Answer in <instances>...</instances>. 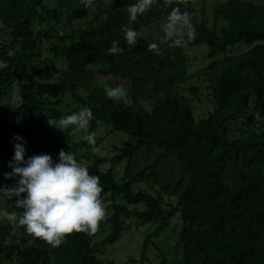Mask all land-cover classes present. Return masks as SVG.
Wrapping results in <instances>:
<instances>
[{
    "label": "trees",
    "instance_id": "obj_1",
    "mask_svg": "<svg viewBox=\"0 0 264 264\" xmlns=\"http://www.w3.org/2000/svg\"><path fill=\"white\" fill-rule=\"evenodd\" d=\"M98 0H92L94 5ZM131 0H115L112 9L128 6ZM165 15L171 10L163 7V0L154 3ZM85 8L81 0H55L54 6L48 9L42 0H0V23L8 30L10 39L16 44L15 50L8 54L0 47V96L4 87L10 82L17 86L20 104L11 110V117L23 122L21 129L5 121L0 114V182L1 186H12L14 179L5 180L3 174L11 172L9 163L14 156L13 137L20 136L27 141L25 159L32 155L49 154L53 160L58 159L61 149L71 151L80 148L83 143L72 140L73 130L64 132L49 126L47 119L58 120L61 114L51 111L40 114L41 95H54L67 91L76 100V111L89 107L94 119L90 122L89 131L97 123L109 125L123 132L127 140L112 161L128 158L140 147L161 149V156L175 149L191 148L198 157L187 163V168H198L205 179H215L224 175L226 168L235 166L236 179L230 183L217 181V194H189L180 200L179 214L184 225L180 239L183 264H264V140L259 142L230 141L225 137L224 127L216 122L210 127L205 122L194 124L186 118L175 117L168 107L154 103L152 111H145L148 116L164 119L167 127H159L145 121L143 116L125 101L112 100L108 97L79 98L76 85L69 79L59 83L36 84L29 66L33 62L34 51L39 43L32 31V22H40L42 16L70 21L81 18L91 7ZM182 11L183 3L179 5ZM191 13L190 11H188ZM264 16V8L248 3L233 2L218 6L214 16L226 21L219 33L208 29L203 22L193 15L196 37L187 47L205 45L207 58L223 54L226 49L236 44L252 45L249 56L240 62L224 65L219 72L221 90L219 100L231 102L232 109L241 111L249 100L253 108L264 116V25L256 26L244 22L245 18ZM137 31V26H132ZM113 40L120 41L122 53L108 54ZM151 42L144 40L143 35L134 46H128L123 37L102 39L96 37L93 42H80L77 48L61 47L58 54L69 70L79 66L91 65L112 68L127 54L147 51ZM181 48L163 49L158 64L168 63L179 54ZM157 55V54H156ZM250 70L254 79L240 76ZM246 116V115H245ZM244 116V117H245ZM251 118L244 122L248 123ZM157 156V157H158ZM95 163L107 160L95 158ZM242 165L245 167L241 169ZM263 166V167H261ZM91 175L100 178L103 187L102 197L119 199L128 205H138L140 210H129L125 205L110 204L108 218L100 224V229L108 226V233L99 241L100 246L113 244L122 230L121 218L133 216L140 223L154 219L166 225L165 212L150 194L143 191L133 192L128 182L117 184L110 171H100L96 164L88 167ZM5 212L18 211L15 200L2 198ZM166 215H171L167 211ZM5 225H10L5 220ZM90 236L80 233L68 236L59 247L52 248L45 242L34 239L33 245L19 249L14 245L10 264H104L90 253ZM11 255L9 253L4 254ZM0 264H4L0 260Z\"/></svg>",
    "mask_w": 264,
    "mask_h": 264
},
{
    "label": "rangeland",
    "instance_id": "obj_2",
    "mask_svg": "<svg viewBox=\"0 0 264 264\" xmlns=\"http://www.w3.org/2000/svg\"><path fill=\"white\" fill-rule=\"evenodd\" d=\"M42 1L48 9L55 2ZM113 1L98 0L81 18L70 21L62 19L56 22L40 12L42 20L32 22V31L39 43L29 66V73L36 84L59 83L64 78L69 79L76 85L79 98L107 97V88L120 86L127 93L126 103L136 109L146 122L161 128L167 127L168 123L164 119L148 116L142 101L151 106L154 103L166 106L175 117L186 118L194 124L205 122L213 127L218 122L226 131L225 137L232 142L250 140L248 142L255 143L264 140V116L253 108L251 100L241 107V111L233 110L230 101L222 103L219 100L220 69L248 57L252 45L236 44L228 47L223 54L207 58L205 45L198 44L181 48L177 56L163 64L157 62L161 56L141 51L125 55L112 68L84 65L67 69L64 59L58 54L61 47L77 48L80 42H93L98 36L102 39L123 37L119 29L129 24L127 6L112 9L110 4ZM230 1L264 8V0H186L183 8L218 34L226 21L215 17L214 10ZM134 2L131 0L129 5ZM165 16V12L154 4L130 26L139 27L144 40L153 42L157 35H162L160 26ZM243 20L250 25H264L262 15ZM0 47L5 48L8 54L16 48L8 30L1 23ZM240 76L254 79L250 70L243 71ZM38 99L40 114L56 111L62 117L76 111L77 102L66 90L51 96L44 94ZM18 104L20 97L17 86L10 82L0 96V114L13 127L21 129L23 122L11 117V110ZM246 117L251 121L244 122ZM87 132L96 133V144L90 145L83 139L86 132H73V142H82L83 145L69 152L74 153L77 160L87 167L96 164L100 171H110L117 184L128 182L133 192L150 194L164 210L166 219V225H161L156 219L140 223L133 216L121 218L119 238L111 245L100 246L99 241L108 233V226H104L90 236L91 255L104 264H183L180 239L184 225L178 211L180 200L189 194H217L218 180L230 184L236 179L235 166L226 168L222 177L207 180L198 168H187V163L198 157L191 148L175 149L158 156L161 149L140 147L130 157L112 161L118 154L117 149L127 140L126 135L102 123H97L92 131L87 129ZM95 158L107 161L95 163ZM244 168L242 165L241 169ZM2 198L0 196V260L10 264L14 255L12 247L17 245L21 250L29 248L34 239L22 227L5 225ZM102 198L108 214L112 203L125 205L129 210L141 209L138 205H128L119 199ZM167 211H171V215H166ZM9 251L11 255L6 257L4 254Z\"/></svg>",
    "mask_w": 264,
    "mask_h": 264
},
{
    "label": "clouds",
    "instance_id": "obj_3",
    "mask_svg": "<svg viewBox=\"0 0 264 264\" xmlns=\"http://www.w3.org/2000/svg\"><path fill=\"white\" fill-rule=\"evenodd\" d=\"M156 0H135L127 6L129 24L119 31L128 46H134L142 33L131 27L139 16L144 15ZM88 8L92 0H81ZM186 0H163V7L170 8L160 26L162 35L148 45V50L157 55L163 49L187 47L196 37L192 14L182 11L180 4ZM119 40H113L108 54L122 53ZM105 94L112 100L126 102V91L120 87H110ZM145 111L151 112L152 106L142 101ZM94 119L89 107L60 117L49 118L47 124L62 132H86L83 139L90 145L96 144V133L87 132ZM14 156L9 163L11 172L4 173V179H14L12 186H0V196L15 200V209L5 212L4 218L9 224L22 227L33 239H39L52 248L59 247L72 234L95 235L100 224L108 218V210L102 198L103 187L100 178L89 173L88 167L79 162L74 153L61 149L58 159L49 154H38L25 159L27 141L13 137ZM7 243V242H6Z\"/></svg>",
    "mask_w": 264,
    "mask_h": 264
}]
</instances>
